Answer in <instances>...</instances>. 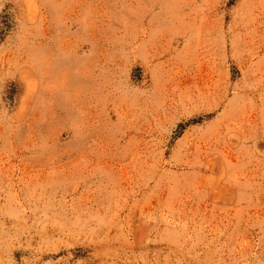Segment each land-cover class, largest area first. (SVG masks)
Returning a JSON list of instances; mask_svg holds the SVG:
<instances>
[{
    "label": "rangeland",
    "instance_id": "1",
    "mask_svg": "<svg viewBox=\"0 0 264 264\" xmlns=\"http://www.w3.org/2000/svg\"><path fill=\"white\" fill-rule=\"evenodd\" d=\"M0 264H264V0H0Z\"/></svg>",
    "mask_w": 264,
    "mask_h": 264
}]
</instances>
